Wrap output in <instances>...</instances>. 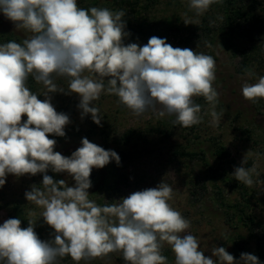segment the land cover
Listing matches in <instances>:
<instances>
[{"label":"clouds","instance_id":"clouds-1","mask_svg":"<svg viewBox=\"0 0 264 264\" xmlns=\"http://www.w3.org/2000/svg\"><path fill=\"white\" fill-rule=\"evenodd\" d=\"M220 2L189 0L188 9L196 18L186 12L184 24L198 25V17ZM0 12L16 31L29 34L21 42L0 44V187L9 174H43L42 184L32 185L25 198L42 209L39 218L54 230V239L41 240L35 231L39 218L27 220L26 228L20 218L5 220L0 224V264H57L64 257L79 264L114 252L122 253L125 264H168L162 254L165 244L174 253V264H260L254 254L241 253L237 260L218 246L211 257L205 256L199 239L183 234L191 222L169 203L174 190L164 180L118 203L98 205L89 198L90 174L112 160L119 165V155L82 138L81 146L64 156L54 151L57 142L49 138L64 137L70 123L69 116L51 103L50 94L57 92L77 94L81 118L90 114L98 126L103 117L93 102L101 93L117 96L136 116L149 110L160 117L174 115V123L185 128L202 122L201 105L193 97H203L213 126H218L224 112L216 110L213 56L174 48L157 36L142 47L125 45L130 33L125 31L124 10L85 9L78 0H0ZM247 74L255 75L252 70ZM29 77L43 85L42 94L29 89ZM55 77L68 79L67 91ZM241 92L252 103L264 99V76L245 82ZM23 116L27 119L22 121ZM249 155L260 154L248 151L232 176L252 187L259 173L256 164L245 167ZM49 170L67 173L74 186L54 180Z\"/></svg>","mask_w":264,"mask_h":264},{"label":"rangeland","instance_id":"rangeland-1","mask_svg":"<svg viewBox=\"0 0 264 264\" xmlns=\"http://www.w3.org/2000/svg\"><path fill=\"white\" fill-rule=\"evenodd\" d=\"M100 1L106 3V0ZM256 1L262 5H255L253 11L250 12L251 17L248 20L239 21L240 26L236 29L237 34L232 39L233 44L240 47H249L253 44L257 45L261 41L263 35L261 22L264 20V0ZM188 3L189 0L161 1L153 4L143 15L147 16V18L152 16L156 19L168 18L172 20L173 24L178 22L184 28V13L187 12L189 17L196 18L195 13L189 11ZM212 8L211 5L207 12H210ZM175 18L176 21L174 20ZM198 19L201 20V16ZM219 26L220 24L218 23L213 28H218ZM0 32L13 33L25 38L29 35L23 31H16L13 22L5 18L2 12H0ZM175 33V31H167L166 36L161 38H166V42L169 44L175 43L176 40L172 35ZM218 34L216 33L213 36L214 40L211 44L200 49H195L194 47L190 49L198 53L202 52L211 55L216 61V80L213 84L219 93V103L216 110L218 112L223 110L224 112L219 125L213 126L208 103L201 105L200 115L202 116V122L198 124L199 130L191 132L190 127L183 130V128L181 129L180 126H177L173 121L175 120L174 115L166 114L160 117L156 112L149 110L140 116H136L119 103L117 96L101 93L100 98L93 103L99 108L100 115H107L108 119L115 120L118 134L123 133L127 129H132L139 133L146 132L145 129L148 127L157 128L160 126L164 128L165 126L171 132L172 138L162 142L158 140L156 135H147L146 144L141 141L139 152L134 158L124 161L120 169L114 172L112 176H107L105 181L102 178L99 185L103 189L93 186L88 191L91 194L89 198L102 206L113 202L118 203L117 200L127 197L135 191L156 187L164 180L174 190L173 198L169 203L191 222L190 228L183 234L196 236L200 241L201 250L204 251L205 256L211 257L212 248L218 246L224 247L226 251L239 260L241 253L255 255L256 240L249 238L248 230L238 222L229 223L225 221L224 209L215 200V190L212 187L210 173L207 170L200 167L198 162L191 163L190 169L179 167L170 160L171 156L168 153L170 144L181 143L184 145L185 139L192 140L194 133H198V139L194 142L200 141L198 146L205 149L207 153L212 150L209 140L213 141L215 139L217 143L225 148L228 155L223 161L215 160L213 163L218 165V172H229L231 176L235 168L242 165V161L248 151L259 153V158L255 155L247 156L245 167H251L256 164L259 176H253L255 183L250 189H253L255 193L245 211L254 217L256 223L264 231V99L252 103L245 100L241 92L242 85L245 82L255 83L257 81L261 76L262 67L254 63V66L250 67V70L255 73L253 76H249L247 71L240 72L242 57L235 50L233 51L232 48L227 50ZM147 42L141 41L136 44L142 47ZM54 79L60 88L67 91V78L55 77ZM35 85L37 94H42L45 91L43 85L38 83ZM50 95L52 97L51 103L56 111L58 112V106H61L65 109L64 113L70 118V123L65 129L78 125L86 127L87 122L92 121L90 114L81 118V110L78 108L80 97L77 94L57 92ZM197 98L199 97H193L194 100ZM38 99L43 100L44 96L40 95ZM26 119V116L22 117V121ZM74 148L78 147L76 145L71 146L65 142L56 144L54 151L60 152L64 156H71ZM106 166L100 169L105 171L109 165L107 164ZM56 175L65 179L70 186H74L75 181L67 173H56ZM121 175H123V179H121ZM42 179L43 176H40V174L35 176L26 174L21 177L9 174L7 176L5 185L0 187V224H3L8 219V204L15 202H21L25 205V211L28 213L29 219L36 220L39 218L42 209L30 202L28 203L25 198V192L31 190L32 185L40 186ZM190 180L193 181L194 185L189 182ZM115 182L119 183L115 185ZM223 189V195L225 199H228L227 202H232L234 199L240 200V194L233 192V188ZM33 213L35 215H32ZM40 222L44 223L43 218H39L36 223ZM253 233L257 236L261 233V230L254 228ZM162 254L167 257L168 264H174L175 257L170 246L165 244ZM213 259L216 258L213 257ZM57 264H76V262L70 257H64L58 258ZM79 264H125V261L122 258V253L114 252L103 258L88 261L82 260Z\"/></svg>","mask_w":264,"mask_h":264},{"label":"trees","instance_id":"trees-1","mask_svg":"<svg viewBox=\"0 0 264 264\" xmlns=\"http://www.w3.org/2000/svg\"><path fill=\"white\" fill-rule=\"evenodd\" d=\"M161 1L165 0H106V3H102L100 0H78V5L85 9L95 6L107 7L113 11L124 10L126 12L125 17L123 18L126 22L125 31L130 33V35L124 40L125 45L141 41L147 42L151 36H157L160 38L162 36L165 37L167 31H175L176 33L172 35L176 42L170 43L174 48L178 46L179 48L194 47L195 49H200L203 46L205 47L211 44L214 40L213 36L216 33H219L218 35L222 38L221 41L224 43V47L227 50L232 48L233 51L235 50L237 54L242 57V61L240 62V72L250 70V67L254 66V63H257L262 67L261 76H264V20L261 22L263 33L262 39L257 45L253 44L249 47H240L232 43V39L237 34L236 29L240 26L239 21L248 20L249 17H251L250 12L253 11L255 5H262L261 3L256 0H221L220 3L212 5L213 8L210 12L201 16L198 25L183 24V28L178 22L173 24L172 20L168 18L156 19L153 16L147 18V16L143 15V13L147 12L153 4ZM174 20L176 21V18ZM218 23L220 26L218 28H213V26ZM23 38L25 37H19L13 33L0 32V44L9 40L21 42ZM34 83L36 84L32 78L28 80L29 89L36 93V85ZM194 102L199 105L207 104L203 97L195 99ZM64 111L65 109L58 106V112L64 113ZM101 116L103 117L101 120L102 126H98L92 120L87 122L86 127L78 125L65 129L66 135L64 137L49 135L50 139L56 140V144L67 142L69 145H76L78 148L81 146L82 138H87L90 142L103 147L105 150H114L119 155V165H117L115 160H112L105 171L96 168L92 170L90 174L92 187L95 186L103 189V187L99 185L102 178L105 181L107 176H112L114 172L120 169V166L124 161L129 160L132 157L134 158L139 152L141 141L146 144L147 135H156L158 140L162 142L172 138L171 132L168 131V127L165 128V126L164 128L160 126L157 128L148 127L145 129L146 132L139 133H136L132 129H127L123 133L118 134L115 120L108 119L107 115ZM176 125L180 126L178 124ZM180 127L181 129L183 128V130L189 128ZM190 130H192L191 132H197L199 130V125L191 126ZM196 139H198V133H194L192 140L185 139L184 145L181 143L170 144L168 150V153L171 156L170 160L179 167L186 169H190L191 163L198 162L200 167L210 173L212 187L215 190V200L224 209V215L226 216L225 221L229 223L236 221L248 230L249 238H254L256 240L255 255L259 258L260 264H264V231L262 227L256 223L254 217L245 211L250 200L254 197L253 194L255 191L250 189L249 186L239 183L229 172H218V165H214L213 162H215V160L223 161L228 155L221 144L217 143L215 139L213 141L209 140L212 150L208 152V156L207 151L198 146L200 141L194 142ZM76 149L77 148H74L72 151L74 152ZM47 174L57 181L63 179L58 177V175L51 170H49ZM40 176H43V174H40ZM121 179H123V175H121ZM119 182H115V185ZM189 182L193 183L191 180ZM223 188H233V192L240 194V200L234 199L232 202H227L228 199H225L223 195ZM25 208V205L21 202L8 204V219L20 218L21 227L26 228L28 226L27 220H29V217ZM254 228L260 229L261 233L256 236L253 233ZM35 231L41 240L54 239V230L43 222L36 223Z\"/></svg>","mask_w":264,"mask_h":264}]
</instances>
